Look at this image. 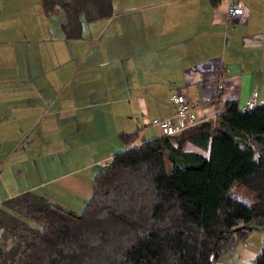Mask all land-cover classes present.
Wrapping results in <instances>:
<instances>
[{
    "label": "crops",
    "instance_id": "0c3cea01",
    "mask_svg": "<svg viewBox=\"0 0 264 264\" xmlns=\"http://www.w3.org/2000/svg\"><path fill=\"white\" fill-rule=\"evenodd\" d=\"M228 1L111 0L108 17L82 20L80 36L66 39L58 13L44 16L39 1L0 0V169L72 146L92 158L90 170L103 165L124 146L118 133L137 130L134 144L160 135L147 122L173 113V92L199 120L226 99H264V0H240L243 14L225 29ZM58 175L27 187L53 202L56 191L91 185Z\"/></svg>",
    "mask_w": 264,
    "mask_h": 264
},
{
    "label": "trees",
    "instance_id": "16d2710c",
    "mask_svg": "<svg viewBox=\"0 0 264 264\" xmlns=\"http://www.w3.org/2000/svg\"><path fill=\"white\" fill-rule=\"evenodd\" d=\"M39 1L44 16L61 10L66 39L112 13L111 0ZM118 135L124 146L92 175L77 214L0 185V264H218L248 222L262 231L248 264H264V104L241 110L226 99L214 118L175 134L136 144L137 130Z\"/></svg>",
    "mask_w": 264,
    "mask_h": 264
},
{
    "label": "rangeland",
    "instance_id": "374dc122",
    "mask_svg": "<svg viewBox=\"0 0 264 264\" xmlns=\"http://www.w3.org/2000/svg\"><path fill=\"white\" fill-rule=\"evenodd\" d=\"M38 1L39 0H36V3L39 5L40 1ZM58 16L62 19L63 15L61 10L58 12ZM122 147V144H120V146L113 151ZM57 151H60V153L57 152L56 154L44 156L42 152H38L36 149L35 157L30 160L29 163L17 167L11 161L2 164L0 178L3 185L8 187L7 191L9 193H14L15 191L19 192L28 189V185L38 183L39 180L56 176L57 174H60L58 175L59 177L66 176L73 178L78 176L81 178L82 182L87 180L91 182L92 175L101 169L102 164L100 161H97V166L90 170L89 166L92 165L93 160L85 151L81 154L83 148L72 146L67 147V149L61 148V150ZM201 151L203 154H206V150ZM90 172L92 174H90ZM58 183L57 180H54L53 185H57ZM77 188V192L56 191L55 193H53L52 188H50V192L53 193L50 198L53 199L54 204L64 208L68 212L77 214L90 191L89 185L86 187L84 183ZM41 189H44L42 191L46 193L49 191L46 184L42 185L38 190ZM228 191L239 200L246 203L250 202L246 196L241 195L233 186L228 188ZM0 196H2V194H0ZM245 226L250 229L248 237L244 241L238 242L225 249L227 250V254L232 256L231 259L233 260H228L230 256L224 257L218 260V264H248V257H252L258 250L262 231L253 222H248Z\"/></svg>",
    "mask_w": 264,
    "mask_h": 264
},
{
    "label": "built area",
    "instance_id": "2783aa9c",
    "mask_svg": "<svg viewBox=\"0 0 264 264\" xmlns=\"http://www.w3.org/2000/svg\"><path fill=\"white\" fill-rule=\"evenodd\" d=\"M226 17L225 22L229 28H234L236 22L243 14V4L240 0H229L225 9ZM222 79L216 83L217 90L222 87ZM170 100L174 105V111L169 116L162 118H151L147 124L149 126H156L159 133L162 135H171L179 132L180 130L192 126L199 121L193 103L185 97L182 93L173 92L170 95ZM264 104V99L256 102L255 92L252 91L250 95L241 103L239 108L241 110L250 109L255 105ZM235 264V263H234Z\"/></svg>",
    "mask_w": 264,
    "mask_h": 264
}]
</instances>
